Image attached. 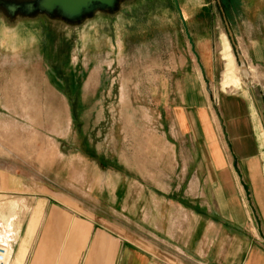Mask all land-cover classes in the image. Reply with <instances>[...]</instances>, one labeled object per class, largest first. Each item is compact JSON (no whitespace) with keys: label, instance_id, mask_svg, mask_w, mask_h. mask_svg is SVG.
<instances>
[{"label":"rangeland","instance_id":"374dc122","mask_svg":"<svg viewBox=\"0 0 264 264\" xmlns=\"http://www.w3.org/2000/svg\"><path fill=\"white\" fill-rule=\"evenodd\" d=\"M220 1L226 20L216 0H180L199 59L172 0H135L115 19L99 14L80 27L0 16V192L14 180L84 214L106 212L117 173L120 200L125 185L136 197L138 185L155 183L188 200L194 177L183 170L197 165L176 122L183 89L206 97L218 126L224 95L245 90L251 105V82L236 90L227 24L243 57V40L264 35V0ZM18 210L4 214L9 226Z\"/></svg>","mask_w":264,"mask_h":264},{"label":"crops","instance_id":"0c3cea01","mask_svg":"<svg viewBox=\"0 0 264 264\" xmlns=\"http://www.w3.org/2000/svg\"><path fill=\"white\" fill-rule=\"evenodd\" d=\"M241 46L251 105L240 75L236 90L244 95H224L218 126L206 97L183 89L176 122L194 144L189 157L197 165L183 170L194 177L188 200L163 183L140 184L134 197L129 184L121 203L119 175L101 174L112 184L107 210L84 214L48 189L11 180L0 192L6 264H264V35ZM17 202L18 218L9 226L4 214Z\"/></svg>","mask_w":264,"mask_h":264},{"label":"water","instance_id":"95a60500","mask_svg":"<svg viewBox=\"0 0 264 264\" xmlns=\"http://www.w3.org/2000/svg\"><path fill=\"white\" fill-rule=\"evenodd\" d=\"M189 41L192 52L199 59L195 43L187 25L180 0H172ZM226 20L220 0H216ZM135 0H0V16L11 24L18 21H32L45 17L50 21H57L69 27H80L93 20L97 15L104 14L115 19L126 5ZM227 33L231 45L235 50L236 59L243 82L251 81V74L238 46L233 39V33L227 24ZM199 61V60H198Z\"/></svg>","mask_w":264,"mask_h":264},{"label":"built area","instance_id":"2783aa9c","mask_svg":"<svg viewBox=\"0 0 264 264\" xmlns=\"http://www.w3.org/2000/svg\"><path fill=\"white\" fill-rule=\"evenodd\" d=\"M8 247L0 243V264H6Z\"/></svg>","mask_w":264,"mask_h":264},{"label":"bare ground","instance_id":"6f19581e","mask_svg":"<svg viewBox=\"0 0 264 264\" xmlns=\"http://www.w3.org/2000/svg\"><path fill=\"white\" fill-rule=\"evenodd\" d=\"M239 71H240V70H239ZM240 75H241V73H240ZM241 79H242V77H241ZM242 81H243V80H242ZM1 238H2V237H0V241L2 242V244L6 245V244L4 243V241H3L4 239L2 238V239H3V240H2ZM5 242H6V241H5ZM6 246L8 247V254H9V252H10L9 246H8V245H6Z\"/></svg>","mask_w":264,"mask_h":264}]
</instances>
